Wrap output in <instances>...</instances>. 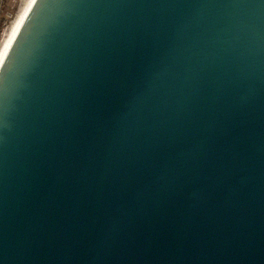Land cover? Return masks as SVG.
Returning <instances> with one entry per match:
<instances>
[{"label": "water", "instance_id": "95a60500", "mask_svg": "<svg viewBox=\"0 0 264 264\" xmlns=\"http://www.w3.org/2000/svg\"><path fill=\"white\" fill-rule=\"evenodd\" d=\"M0 264H264V0H27Z\"/></svg>", "mask_w": 264, "mask_h": 264}, {"label": "rangeland", "instance_id": "374dc122", "mask_svg": "<svg viewBox=\"0 0 264 264\" xmlns=\"http://www.w3.org/2000/svg\"><path fill=\"white\" fill-rule=\"evenodd\" d=\"M22 0H0V37L4 28L14 17Z\"/></svg>", "mask_w": 264, "mask_h": 264}, {"label": "bare ground", "instance_id": "6f19581e", "mask_svg": "<svg viewBox=\"0 0 264 264\" xmlns=\"http://www.w3.org/2000/svg\"><path fill=\"white\" fill-rule=\"evenodd\" d=\"M27 0H22V2L20 3L18 10L16 11L14 17L11 19V21L8 23V25L4 28L1 37H0V53L2 51V48L5 44V42L7 41L17 19L19 18L25 4H26Z\"/></svg>", "mask_w": 264, "mask_h": 264}, {"label": "trees", "instance_id": "16d2710c", "mask_svg": "<svg viewBox=\"0 0 264 264\" xmlns=\"http://www.w3.org/2000/svg\"><path fill=\"white\" fill-rule=\"evenodd\" d=\"M0 24H1V22H0ZM1 26V25H0Z\"/></svg>", "mask_w": 264, "mask_h": 264}]
</instances>
